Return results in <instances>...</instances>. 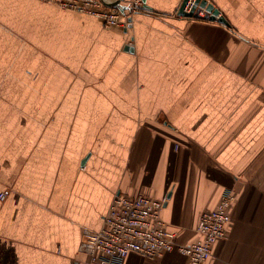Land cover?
Segmentation results:
<instances>
[{"label": "crops", "instance_id": "crops-1", "mask_svg": "<svg viewBox=\"0 0 264 264\" xmlns=\"http://www.w3.org/2000/svg\"><path fill=\"white\" fill-rule=\"evenodd\" d=\"M181 1L145 0L122 28L0 0V264H98L81 243L119 193L165 197L189 243L229 188L204 264H264V0H209L228 25L177 14Z\"/></svg>", "mask_w": 264, "mask_h": 264}, {"label": "built area", "instance_id": "built-area-1", "mask_svg": "<svg viewBox=\"0 0 264 264\" xmlns=\"http://www.w3.org/2000/svg\"><path fill=\"white\" fill-rule=\"evenodd\" d=\"M62 7L93 15L105 26L126 28L128 17L118 9L108 7L101 0H46ZM131 4L129 12L142 7L141 0H126ZM193 0H188V10ZM203 10L199 15H203ZM5 192H0L3 198ZM235 195L232 189H225L212 209L201 212L196 224L198 238L189 243H177L176 233L168 229L161 217L165 197L154 198L145 194L129 196L116 194L103 217L100 229L85 232L81 249L89 253L92 262L117 264L129 252L146 257H157L177 249L189 258V264H204L212 254L213 244L225 235L230 219L229 206Z\"/></svg>", "mask_w": 264, "mask_h": 264}, {"label": "water", "instance_id": "water-1", "mask_svg": "<svg viewBox=\"0 0 264 264\" xmlns=\"http://www.w3.org/2000/svg\"><path fill=\"white\" fill-rule=\"evenodd\" d=\"M105 6L118 9L121 13H127L131 10V4L126 0H101ZM188 0H182L180 6L177 9V14L188 17H199V11L203 10L205 15L203 18L208 20H217L223 24L228 25V21L225 16L220 12L219 8L209 0H193L192 5L188 10L185 9V5ZM145 6V0H142ZM147 7V6H146Z\"/></svg>", "mask_w": 264, "mask_h": 264}, {"label": "rangeland", "instance_id": "rangeland-1", "mask_svg": "<svg viewBox=\"0 0 264 264\" xmlns=\"http://www.w3.org/2000/svg\"><path fill=\"white\" fill-rule=\"evenodd\" d=\"M203 15H200L199 16V18L201 17V18H203L204 17V15H205V12L203 11ZM126 15H129V16H131L132 15V13L131 12H127V13H125ZM203 19H205V18H203ZM230 189V188H229ZM1 192H6V190L4 189V190H2ZM6 195V194H5ZM5 195H4V197H5ZM146 195V194H145ZM149 196V195H148ZM3 197V198H4ZM3 198H0V199H3ZM165 204V203H164Z\"/></svg>", "mask_w": 264, "mask_h": 264}, {"label": "bare ground", "instance_id": "bare-ground-1", "mask_svg": "<svg viewBox=\"0 0 264 264\" xmlns=\"http://www.w3.org/2000/svg\"><path fill=\"white\" fill-rule=\"evenodd\" d=\"M190 1H192V0H190Z\"/></svg>", "mask_w": 264, "mask_h": 264}, {"label": "trees", "instance_id": "trees-1", "mask_svg": "<svg viewBox=\"0 0 264 264\" xmlns=\"http://www.w3.org/2000/svg\"><path fill=\"white\" fill-rule=\"evenodd\" d=\"M201 18V17H200Z\"/></svg>", "mask_w": 264, "mask_h": 264}]
</instances>
